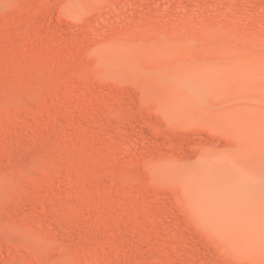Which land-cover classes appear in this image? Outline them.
I'll return each mask as SVG.
<instances>
[{
	"label": "rangeland",
	"instance_id": "rangeland-1",
	"mask_svg": "<svg viewBox=\"0 0 264 264\" xmlns=\"http://www.w3.org/2000/svg\"><path fill=\"white\" fill-rule=\"evenodd\" d=\"M263 75L264 0H0V264H264Z\"/></svg>",
	"mask_w": 264,
	"mask_h": 264
},
{
	"label": "bare ground",
	"instance_id": "bare-ground-1",
	"mask_svg": "<svg viewBox=\"0 0 264 264\" xmlns=\"http://www.w3.org/2000/svg\"><path fill=\"white\" fill-rule=\"evenodd\" d=\"M154 64H156V63H154ZM210 67H212V66H210ZM215 67H216V65H215ZM211 69H209L210 71L208 70L207 72L206 71H203L202 72L201 70H200L201 72H199V70H198V72H196L197 70L194 69L196 71H193L191 73H189L188 71H187L188 73L187 72H184V70H183V72H180V73H177V74H178V77L180 78L181 82L185 86L188 87V89L191 91V93L193 95L202 98V97L208 96V95H211L212 96V94H216V95L218 94L219 95L218 92H219L220 86H219L218 82L223 77H220L221 72H219V70L217 71V69L214 68V67H212ZM239 69H240V67H239ZM188 70H190V69H188ZM243 72H245V70H243ZM224 74H225V77L229 78L228 74H226V73H224ZM235 74H237V73H235ZM174 75L176 76V74H174ZM240 76H241V74H240ZM242 77L244 78V76H242ZM242 77H240V78H242ZM243 78H242V80H244ZM255 81H257V80L255 79ZM246 86H247V84H245L244 89H243L245 91V93H246L247 88L249 89V87H251V86L248 85L249 87L246 88ZM251 89L252 90L253 89H256V90L253 91L254 94H256V95H257V93L259 94V92L257 91V87L256 88H252L251 87ZM252 90H251V93H250V91H249V93L247 92V96L248 97H249V95L253 94ZM256 95L255 96L253 95V97L250 96V98L253 99V98H256L257 97L260 100L261 97L259 98L258 95L257 96ZM261 95L264 96V92L261 93ZM205 98H207V97H205ZM257 98L254 99V100H257L258 101ZM262 98H264V97H262ZM262 98H261V100H262ZM241 135L242 136L240 137L241 138L240 139V143L238 144L236 142V145L237 146L236 147L234 146L233 147L234 149L231 147L233 149V152L230 154V158H229V161H231L234 164V167L236 168V170L234 171L235 178H237V179L242 178L243 179L242 181H244V180H247V179H250V180L252 179L253 180V179H257L259 177H264L263 171L258 170V168L256 169V168L252 167L251 162H250V161L256 159L257 157L259 158L260 155L262 154L263 150H264V133L263 132H260V131H257V130L254 129L253 131H250L248 134L241 133ZM223 169H224V167H223ZM226 174H228V173H226ZM248 183H249V181H248ZM237 185L239 186V184H237ZM246 186H247V189H248V185H245V188H246ZM242 187H244V186H242ZM241 190H244V188H242ZM241 193H242V191H241Z\"/></svg>",
	"mask_w": 264,
	"mask_h": 264
}]
</instances>
